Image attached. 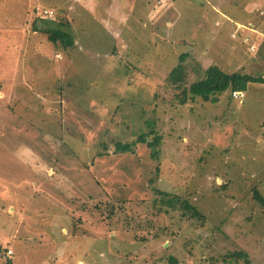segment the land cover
I'll return each mask as SVG.
<instances>
[{"label":"rangeland","instance_id":"obj_1","mask_svg":"<svg viewBox=\"0 0 264 264\" xmlns=\"http://www.w3.org/2000/svg\"><path fill=\"white\" fill-rule=\"evenodd\" d=\"M157 1L111 18L116 0H0V264H264V85L179 95L210 66L264 76V0H202L221 14L195 6L186 28L183 14L166 27L178 15ZM35 8L68 21L76 46L33 32ZM243 9L248 40L228 23ZM143 133L160 136L156 159L113 152Z\"/></svg>","mask_w":264,"mask_h":264},{"label":"trees","instance_id":"obj_2","mask_svg":"<svg viewBox=\"0 0 264 264\" xmlns=\"http://www.w3.org/2000/svg\"><path fill=\"white\" fill-rule=\"evenodd\" d=\"M35 10H32L34 17L31 22V30L44 35L47 41L53 46L60 48L63 51L71 50L75 45V39L69 22L64 19L55 21L42 18L41 16L37 15ZM184 76V72L181 68H175L170 72L167 79L172 85L181 87L184 83ZM249 83H258L264 85V76L252 77L248 74L238 71L226 73L216 66H210L205 71L201 80L189 84L188 87H183L179 95L182 102L187 99H201L205 102H211L214 101V97H216L218 94L224 93L226 91H244ZM148 137L149 134L143 133L137 136L135 140L130 143L115 142L113 152L115 154H134V148L136 145L144 144L150 151V157L154 160L159 154L158 146L160 145L161 138L160 136L156 135L149 141ZM103 149L106 151V148ZM97 155L102 156L103 153L99 152ZM157 193L162 196L167 195L164 192ZM252 197L264 210V198L261 196V194L257 190H254ZM169 202H172V200L169 199L164 201L166 205H169V207L172 208V205H170ZM178 203L179 209L184 214L187 213L191 218L194 219H203L200 212L187 201H180ZM229 257L235 261L240 260L243 262V264H251L247 254L244 252H234L230 254Z\"/></svg>","mask_w":264,"mask_h":264},{"label":"crops","instance_id":"obj_3","mask_svg":"<svg viewBox=\"0 0 264 264\" xmlns=\"http://www.w3.org/2000/svg\"><path fill=\"white\" fill-rule=\"evenodd\" d=\"M117 1V3H116V5H115V7L114 8H111L110 9V14H111V18H113V17H115V16H113V12L114 11H117L118 12V14L121 12V11H124V8L126 7V9L127 10H129V13H130V17H134L135 16V9H136V7H137V5L138 4H140L141 5V2H140V0H116ZM195 1H197V3H195ZM209 1V0H208ZM168 2V0H165V2H164V4L165 3H167ZM220 2V1H219ZM77 3H78V0H77ZM143 3L144 4H148L149 3V0H143ZM157 3L158 4H161L159 1H157ZM221 3V2H220ZM143 4V5H144ZM146 4V5H147ZM179 4V5H178ZM182 5H183V7H184V11H180V8L182 9ZM172 6H173V10H176V14L178 15L177 16V19H173L171 22H166L165 23V26L166 27H171L174 23H176V22H178V20L180 21V15L179 14H183L184 15V20L182 19V21H183V23H184V25H185V28H186V26H188V27H190V26H193V24L191 23V21H187V18L185 17V15L186 14H191L192 13V11H193V9L195 8V6L196 7H199L200 8V11H201V14H203V17L204 18H206V17H211V13H215V14H217V15H220L221 13L218 11V10H216V9H214V7H212V8H208V7H204V5H203V3H202V0H172ZM181 6V7H180ZM247 7H249V5L247 4L246 5ZM245 6V7H246ZM153 12H154V10H153ZM244 15H245V17H246V19L245 20H242V18H240L239 19V21H236V19H230V20H228V23L230 24H232V25H234L235 27H238V28H240L242 31H241V33L242 34H246V36H247V40L250 38L249 36H250V34H258L257 32H256V30L253 28V25H250V26H247V25H245V21L247 22L248 20H250V13H247L246 12V10L245 9H243V12H242ZM165 17L164 18H167V14H165L164 15ZM213 16H214V14H213ZM221 16H223V15H221ZM208 17V18H209ZM169 18V17H168ZM45 19H53L52 17L51 18H45ZM207 20V19H206ZM139 21H141V18L139 19ZM213 21H214V17H213ZM215 25H217V23H215ZM71 27V26H70ZM110 28H113V25H111L110 26ZM210 28V27H209ZM108 29V28H107ZM192 29H193V27L191 28V30L190 31H192ZM87 31H88V33L89 34H91L92 35V30H91V27H89V29H86ZM211 30H212V28H211ZM71 31H72V29H71ZM105 32V33H107V31L108 30H104V29H102L101 30V32ZM73 32V31H72ZM195 32H196V30H195ZM216 32L215 31H213V34H215ZM217 35H218V33H217ZM217 35H215V37L217 36ZM73 36H74V39H75V45H74V47L76 46V43H77V40H76V37H75V35H74V33H73ZM91 43H92V41H91ZM91 45V44H90ZM89 45V46H90ZM73 47V48H74ZM253 47V46H252ZM72 48V49H73ZM254 48V47H253ZM110 52H112L113 51V49H114V47H111V46H109L108 48H107ZM116 49V48H115ZM255 49V48H254ZM233 73V72H232Z\"/></svg>","mask_w":264,"mask_h":264},{"label":"built area","instance_id":"obj_4","mask_svg":"<svg viewBox=\"0 0 264 264\" xmlns=\"http://www.w3.org/2000/svg\"><path fill=\"white\" fill-rule=\"evenodd\" d=\"M164 0H159L160 3H162ZM37 15L41 16L42 18H51L53 16V11L51 10H42L40 8H36ZM251 52H253L254 48L251 46L249 48ZM232 99L234 100H242L244 98L243 91H231L230 92ZM11 254V251L7 250L6 255L9 256Z\"/></svg>","mask_w":264,"mask_h":264}]
</instances>
